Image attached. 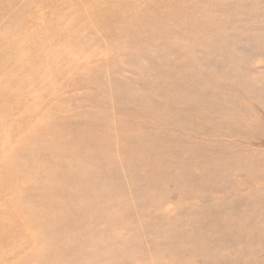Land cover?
Wrapping results in <instances>:
<instances>
[{
    "label": "rangeland",
    "instance_id": "374dc122",
    "mask_svg": "<svg viewBox=\"0 0 264 264\" xmlns=\"http://www.w3.org/2000/svg\"><path fill=\"white\" fill-rule=\"evenodd\" d=\"M0 264H264V0H0Z\"/></svg>",
    "mask_w": 264,
    "mask_h": 264
}]
</instances>
